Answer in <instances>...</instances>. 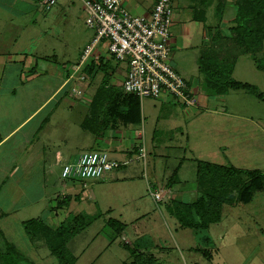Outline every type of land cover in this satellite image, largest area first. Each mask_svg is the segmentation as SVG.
Returning <instances> with one entry per match:
<instances>
[{
    "label": "crops",
    "instance_id": "obj_1",
    "mask_svg": "<svg viewBox=\"0 0 264 264\" xmlns=\"http://www.w3.org/2000/svg\"><path fill=\"white\" fill-rule=\"evenodd\" d=\"M155 1L124 0L123 6L134 15L149 16ZM21 5L33 7L32 12L26 13L25 10L18 9ZM195 5V0H182L180 8L174 10L171 24V46L174 54L170 62L196 96L198 106L186 110L171 96L164 95L147 103L143 102L144 99L140 100L137 110L134 101L125 98L122 101L123 113H109L107 128L98 130L101 135L96 137L92 127L96 123L93 104L94 91L98 86L93 87V83L96 81L102 87L101 82L105 76L107 97L114 90L121 91L127 63L116 61L108 53L106 43L100 41L94 51L99 58L90 62H100L104 72H98L96 78H91L85 74L84 67L81 70L73 69L93 36V31L84 22L83 0H55L54 5L48 9L44 8L40 0H0V232L8 243L10 242L7 240L6 231L11 221L22 227L23 222L37 219L47 227L55 229L67 215H71L69 209L74 203L87 210L94 209L95 219L102 216L97 210H105L106 215L110 214L112 208L106 193H97L96 190L87 192L84 188L85 181L65 180L61 177L63 165L75 161L86 152L108 151L109 158L120 166L104 177L95 179L100 184L123 185L129 195L144 196L148 186L161 191L165 189L166 186H163L167 181L166 176L169 175L163 172L161 175L156 174L155 162L151 157L155 149H161L163 142L183 140L194 159L222 166L259 170L264 174L260 169L246 168L253 156L264 157L260 139L255 140V134L264 132L260 125L247 128L234 126L232 132L221 133L216 137L207 132L211 127L201 124L207 118L204 112L210 101L220 99L226 102L221 98L228 96L231 91L241 90H229L224 95H214L206 88L205 76L199 72L197 60L206 47L208 31L205 22L194 17ZM34 8L44 11L43 14L35 13ZM197 16L200 19L201 16ZM205 20L209 23L214 19L207 15ZM21 42L26 45L25 48L21 46ZM188 56L196 64L192 71L191 68L188 70L185 62ZM81 75L85 77L83 81H80ZM188 77L191 79L189 82L186 80ZM73 89H78L81 94L73 93ZM84 94L88 96L85 97ZM211 113L214 114L216 123L220 121L218 118H225V111ZM197 125L201 127L198 128ZM141 145L145 148V165L141 160L133 158ZM257 153L259 154L255 155ZM129 158L132 160L129 161ZM181 165L182 163L179 166ZM176 168L177 166L169 177ZM172 186H178V191ZM167 187L172 202L191 204L195 201L196 194L189 189L186 182H180L179 178L172 180ZM112 188L109 191H113ZM263 191L264 185L252 194L248 202L222 206L221 219L218 222L222 224L221 240L236 225H242V218L234 217L233 211L252 202L258 207L260 202L263 205L264 193L260 194ZM63 198L70 199L68 205L57 206ZM90 198L94 205L86 203ZM46 201H55V206L50 207L49 211L45 209ZM162 202L164 208H167L168 203L164 200ZM140 207L141 205L135 208L140 214L138 221L146 213ZM31 213H38L37 217H22ZM77 214L80 212L74 215ZM222 214H226L227 218ZM108 219L124 224L122 232L119 235L115 233L116 237H121L126 228V223L122 222L124 220L108 216L106 225ZM213 225L210 224L203 230L202 237L206 245L213 246L209 233ZM242 228V234L250 237V233L246 231L247 226L243 224ZM36 239L43 241L45 246L42 237L33 238ZM121 239L127 244L131 243L124 236ZM68 242L67 249L77 261L76 255L68 248ZM111 245L105 241L102 250L96 254V261L101 260ZM133 245L141 252L153 256L150 250L157 246L149 243L144 234L135 236ZM154 258L158 264L157 257ZM223 258L221 264H230L223 261ZM211 260L212 258L209 261ZM247 261L264 264V258L257 256H252Z\"/></svg>",
    "mask_w": 264,
    "mask_h": 264
},
{
    "label": "rangeland",
    "instance_id": "obj_2",
    "mask_svg": "<svg viewBox=\"0 0 264 264\" xmlns=\"http://www.w3.org/2000/svg\"><path fill=\"white\" fill-rule=\"evenodd\" d=\"M170 1L175 11L180 8L182 0ZM241 1L242 0H240V3ZM238 4V0H197V14L199 16L203 15L204 20L207 18V15L213 17V22L207 23L206 20L204 21L206 27H209L208 25L212 27L219 25V32L228 36L229 33L227 29L235 15L236 6ZM217 7L218 9L216 10ZM17 8L23 9L28 13L29 11L32 12L31 10L33 7L21 5ZM180 10L181 9H179V12H181ZM34 11L35 13L40 14H43L42 12H44L38 8H34ZM172 28L173 26L171 25L169 28L170 36L173 30ZM211 35L212 33H208V39L205 46L209 45ZM22 43L23 42H21V46L25 48L26 45ZM219 46L226 47L229 56H237L240 53V50L237 49L236 46H226L224 40L220 42ZM262 48V51L259 53L260 56H264V44ZM173 54L171 55V60L173 59ZM185 62L188 66V70L191 68L192 71V68L196 65L194 60L188 56ZM232 78L255 85L258 92L262 93L264 96V73L256 68L255 63L249 54H240L237 57L232 72ZM186 80L189 82L191 79L188 77ZM96 86H98L97 89H99V84L94 81L93 87L96 88ZM96 91L98 90L95 89L94 93H96ZM116 92L119 93L118 91ZM84 96L87 97L88 95L84 94ZM221 99H225L226 102H222L220 99L209 102L206 110L208 112H204L207 118L206 120H203V122L200 121L204 126L211 127L207 129L209 134L216 135V137L221 133L228 134L233 131L234 126L247 128L252 127L253 125H260L264 129V100H258L252 94L243 90L231 91L228 96ZM149 100H152V98H145L143 102L147 103ZM223 110L225 111L223 114L225 118H218L220 121L216 123L215 116L211 112L217 111L222 113L224 112ZM200 113L202 114V112ZM204 122H206V124ZM197 126H199L198 128L201 127V125ZM173 136L171 135V137ZM166 138L169 137L166 136ZM257 138L260 139V146L264 149V132L255 134V140ZM184 144L183 140L179 142L173 141L171 143L163 142L161 149H155L153 155H151L152 160L155 162V172L158 175H161L163 172L165 175L170 176L173 169L177 166L174 175L171 177L166 176L167 181L163 186V188L166 186V190L163 189L164 192L162 190L160 193L161 202L157 203L153 201L148 192L144 196L140 195L141 197L138 196V194L129 195V191H127V188L123 185L111 186L108 184H100L96 179L84 180V188L87 192H90V190H96L97 193H106L112 210L109 215L105 214V210H97L96 212L101 213L102 216L93 220L89 226L70 239L68 242V248L78 258L75 264H104V262L106 264H121L129 259L128 251L121 245V242L125 243V240L121 239L122 236L125 237L127 242H131L128 246L133 247L134 237L141 236L142 234H144L145 239H147L149 243L152 242L153 245H157L150 251L157 257L160 264H221L222 257H224L223 261L226 260L230 264H253V261L248 262L247 259H251L252 256L264 258L263 202H260L261 205H259V207L252 202V204L241 205L237 210L233 211L235 214L233 215L234 217L239 216L242 218V225L244 224L247 226L246 231L250 233V237H246L242 234L244 233L242 225L238 224L231 233L225 235L224 239L221 240L222 224L220 222L214 224L209 230L213 243V246H211L204 243V238L202 237L204 236L203 230L198 231L194 228L182 227L180 225L175 214L176 212L171 211L170 209L182 206L183 204L171 201L172 199H170V196L168 195L169 189H167V186L171 184L172 180H178L179 178L180 182H186L189 189L193 190L196 194L195 200L206 192L207 187L203 182H199L200 185H198V180L195 176L196 163H199L201 160L192 158L190 151L187 149L186 144ZM106 154L107 156L110 155L108 151H106ZM258 154L259 153L255 155ZM133 158H135V156H133ZM250 161V165L246 168H257L264 172V157L257 158L256 156H253ZM181 163L182 165L179 166ZM149 173L152 174L150 170ZM111 187H113V191H109ZM172 187L176 191L179 189L178 186ZM237 193L238 192L235 189H232L231 194L234 197ZM263 193L264 191L260 194ZM163 200L166 204L168 203L167 208H164ZM86 203L89 205L95 204L91 198L86 200ZM139 205H141V210L146 213H144L138 221L137 218L140 214L137 213L135 208ZM52 206H55V201H52L51 203L49 201L45 202V209H47V211H49ZM260 209L261 212H259ZM69 212H71V215L80 212L89 217L96 216L94 209L87 210L81 207V205L75 203L72 204ZM37 214L38 213H31L30 215L25 214L22 217H37ZM91 214L95 215L92 216ZM182 214L185 215L187 219L194 218V216L186 210H184ZM222 215H224L225 219L227 218L226 214ZM62 216L64 217V215ZM108 216L124 220L122 222L126 223V228L121 237H116L114 231L106 225L105 221ZM7 226L9 227L6 231L7 240H9L10 244L15 246L24 256L31 260L33 264H57L56 258L50 254L49 250L42 243L43 241L39 239L33 240V238L25 234L23 228L15 221H11ZM255 229L259 230L253 231ZM106 240L112 245L104 255H102L101 260L96 261V254L102 250V246H104ZM158 246L161 248H158ZM203 250L209 251L212 258L211 261L205 259L202 254Z\"/></svg>",
    "mask_w": 264,
    "mask_h": 264
},
{
    "label": "trees",
    "instance_id": "obj_3",
    "mask_svg": "<svg viewBox=\"0 0 264 264\" xmlns=\"http://www.w3.org/2000/svg\"><path fill=\"white\" fill-rule=\"evenodd\" d=\"M238 1L235 15L227 29L228 36L219 32V25L206 28V31L209 34L212 33V35L209 39V45L202 50L198 57V70L205 76L206 88L214 95H224L229 90H243L252 94L258 100H264L263 94L258 92L255 85L232 78L234 64L240 54H249L256 68L264 73V56L259 55L264 44V0H242L241 3L240 0ZM195 3L196 5L193 7L194 17L196 20L204 22L203 15L199 17L200 19H197V0H195ZM222 40H224L226 46H236L240 53L237 56H229L226 47L219 46ZM84 71L88 77L93 78L98 72H104V69L101 68L100 62H90L85 65ZM101 83L102 87H99L94 94L95 101L93 104L96 123L92 127V132L96 134V137L101 135L99 131L107 128L109 113L116 112L118 115L123 113L122 101L125 98L132 99L137 110L140 102L137 97L125 94L122 90H114L107 97L104 86L106 85L105 76ZM195 176L198 185H200L199 182L206 184V192L193 203L178 207L172 206L173 208L170 210L176 212V217L182 227H190L198 231L206 230L210 224L220 221L221 208L224 204L246 203L250 200L252 194L264 185V174L259 170L222 166L203 161L196 163ZM232 189L238 192L235 197L231 194ZM69 201V198H63L57 206H67ZM184 210L192 214L194 218L187 219L182 214ZM95 218L96 216L89 217L81 213L67 215L63 221L57 224L55 229L47 227L40 220L31 219L23 222L22 228L25 234L31 238L42 237L50 254L56 258L57 264H75L76 259L67 250L66 243L89 226ZM107 225L117 235L124 228V224L115 219H108ZM121 243L129 254V260L121 264H157L152 254L141 252L135 245L129 247V244ZM202 254L205 259L210 260L209 251L203 250ZM0 264H33V262L8 243L0 232Z\"/></svg>",
    "mask_w": 264,
    "mask_h": 264
},
{
    "label": "built area",
    "instance_id": "obj_4",
    "mask_svg": "<svg viewBox=\"0 0 264 264\" xmlns=\"http://www.w3.org/2000/svg\"><path fill=\"white\" fill-rule=\"evenodd\" d=\"M40 1L46 9L55 3V0ZM123 1L83 0L84 22L93 31V36L73 69L81 70L90 61H96L99 57L94 52L95 47L104 41L108 53L116 61L127 63L121 84L123 93L139 100H156L169 95L186 110L196 108V96L170 62L172 46L169 28L174 18L171 1L156 0L149 16L130 13L124 8ZM84 79L81 75L80 81ZM73 93L81 94L78 89H73ZM135 158L145 165L143 145L138 148ZM118 166L120 164L111 160L106 152L96 150L64 164L61 177L80 181L102 178ZM147 192L154 201H160L161 189L148 186Z\"/></svg>",
    "mask_w": 264,
    "mask_h": 264
}]
</instances>
